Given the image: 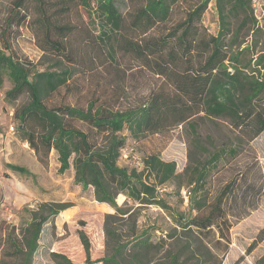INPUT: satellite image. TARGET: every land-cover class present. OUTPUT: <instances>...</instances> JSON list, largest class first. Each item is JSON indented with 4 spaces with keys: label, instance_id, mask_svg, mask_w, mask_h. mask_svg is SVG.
Returning <instances> with one entry per match:
<instances>
[{
    "label": "trees",
    "instance_id": "16d2710c",
    "mask_svg": "<svg viewBox=\"0 0 264 264\" xmlns=\"http://www.w3.org/2000/svg\"><path fill=\"white\" fill-rule=\"evenodd\" d=\"M27 1L13 0L0 23V88L5 79L11 84L4 92V100L15 103L24 99L14 110L16 130L38 161L45 165L50 151L54 150L58 172L72 167L74 181L83 188L92 186L99 202L117 207L115 195L123 193L127 199L166 208L163 199L156 195V187L178 175L175 162L165 161L157 153L143 158L142 170L119 166L117 161L126 141L123 130L138 138L187 122L196 149L202 147V142L193 119L203 113L208 117L228 118L241 141L250 142L264 132V54L251 63L250 59L245 60L251 44L233 49L241 32H250L255 37L263 30L251 0H214L219 23L215 34L208 33L201 25L209 0L191 3L169 25L182 0H63L65 4L77 1L87 11L96 40L111 63L127 72L147 69L161 80L143 100L128 107L97 105L93 101L80 107L53 101V95L63 87L68 88L74 74L84 70L64 59L72 53L67 38L73 25H56L45 14L41 16L42 50L49 56V63L37 68L13 51V41L28 20ZM236 153V143H223L207 159L190 154L183 171L188 178L190 197L204 191L211 166ZM10 167L25 171L20 166ZM236 183L237 179L226 183L210 205L204 198L191 199L197 213L180 221V226L207 240L216 250L220 238L214 237L215 228L222 224L228 227L223 204ZM71 206L70 201L38 203L20 235L13 230L7 233L6 242L11 249L8 253L21 259L22 264H32L42 226L53 223L61 211ZM106 233L114 235L109 228ZM79 237L85 252L84 264H141L152 246L147 231H143L127 241L115 238L111 254L92 260L86 233L79 231ZM128 248L135 255L126 261L123 252ZM53 255L58 264H72L63 254ZM156 264L181 263L173 255L168 261Z\"/></svg>",
    "mask_w": 264,
    "mask_h": 264
},
{
    "label": "rangeland",
    "instance_id": "374dc122",
    "mask_svg": "<svg viewBox=\"0 0 264 264\" xmlns=\"http://www.w3.org/2000/svg\"><path fill=\"white\" fill-rule=\"evenodd\" d=\"M196 1L182 0L175 8L172 21L167 24L181 17ZM12 2L0 0V23ZM251 3L263 30L255 37H251L250 32H241L233 49L251 44L245 60L254 63L264 54V0H251ZM26 7L28 20L13 41V51L17 57L32 61L39 69L49 63V56L42 50L41 16L45 14L56 25H73L67 38L72 53L64 59L75 62L85 71H77L70 86L55 93L53 101L80 107L89 101L97 105L128 107L138 104L161 82L147 69L127 72L124 67L111 63L96 40V31L90 27L87 11L77 1L65 4L63 0H28ZM201 25L208 33H217L219 23L214 0H209ZM160 28H163L162 24ZM10 86L9 80L5 79L0 88V264H22L21 259L8 253L11 249L6 242L7 233L13 230L20 235L31 221V211L41 201L49 200L70 201L72 206L61 211L53 223L42 226L32 264H58L53 253L65 255L72 264H84L85 252L79 231H84L89 239L92 260L111 254L115 238L127 241L147 231L152 246L144 254L141 264L166 262L173 255H177L181 264H264V132L250 142L241 141L228 118L208 117L203 113L193 119L202 142V147L196 149L187 122L138 138L123 130L126 141L117 161L119 166L142 170L143 158L157 153L161 159L175 162L178 175L156 187V195L163 199L166 208L127 199L123 193L115 195L117 207H113L96 200L92 186L83 188L77 184L72 167L58 172L54 150L50 151L45 165L38 161L33 149L16 130L14 110L24 99L15 103L4 100V92ZM77 125L86 129L81 123ZM223 143H236L237 153L227 155L211 166L204 191L190 197L188 178L183 173L190 154L207 159ZM10 165L20 166L25 171L14 170ZM146 176L144 172L143 177ZM232 179H237L236 187L223 204L228 227L222 224L220 229L215 228L214 237L220 238L215 250L207 240L180 225L183 219L197 213L191 199L204 198L210 205ZM108 228L114 235L106 233ZM221 232L223 237H220ZM131 255L135 253L130 248L123 252L126 261L132 258Z\"/></svg>",
    "mask_w": 264,
    "mask_h": 264
},
{
    "label": "built area",
    "instance_id": "2783aa9c",
    "mask_svg": "<svg viewBox=\"0 0 264 264\" xmlns=\"http://www.w3.org/2000/svg\"><path fill=\"white\" fill-rule=\"evenodd\" d=\"M10 129H13V126H10Z\"/></svg>",
    "mask_w": 264,
    "mask_h": 264
}]
</instances>
